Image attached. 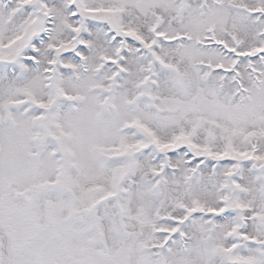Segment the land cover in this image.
I'll use <instances>...</instances> for the list:
<instances>
[{
  "label": "snow or ice",
  "instance_id": "obj_1",
  "mask_svg": "<svg viewBox=\"0 0 264 264\" xmlns=\"http://www.w3.org/2000/svg\"><path fill=\"white\" fill-rule=\"evenodd\" d=\"M0 264H264V0H0Z\"/></svg>",
  "mask_w": 264,
  "mask_h": 264
}]
</instances>
